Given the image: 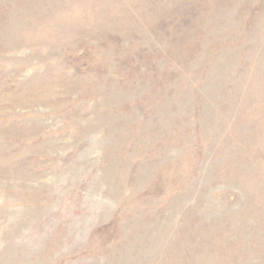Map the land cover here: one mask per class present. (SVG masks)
Listing matches in <instances>:
<instances>
[{"label":"rangeland","instance_id":"rangeland-1","mask_svg":"<svg viewBox=\"0 0 264 264\" xmlns=\"http://www.w3.org/2000/svg\"><path fill=\"white\" fill-rule=\"evenodd\" d=\"M0 264H264V0H0Z\"/></svg>","mask_w":264,"mask_h":264}]
</instances>
